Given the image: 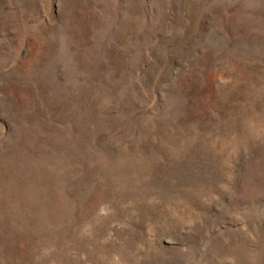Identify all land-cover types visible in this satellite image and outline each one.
Instances as JSON below:
<instances>
[{
  "label": "rangeland",
  "instance_id": "374dc122",
  "mask_svg": "<svg viewBox=\"0 0 264 264\" xmlns=\"http://www.w3.org/2000/svg\"><path fill=\"white\" fill-rule=\"evenodd\" d=\"M0 264H264V0H0Z\"/></svg>",
  "mask_w": 264,
  "mask_h": 264
}]
</instances>
